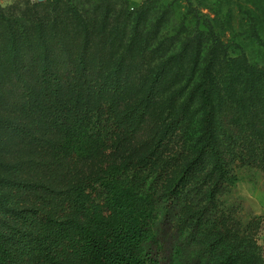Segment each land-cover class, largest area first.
Here are the masks:
<instances>
[{
  "label": "trees",
  "instance_id": "obj_1",
  "mask_svg": "<svg viewBox=\"0 0 264 264\" xmlns=\"http://www.w3.org/2000/svg\"><path fill=\"white\" fill-rule=\"evenodd\" d=\"M62 1L0 7V264H262L260 219L245 226L230 199L239 167L264 168V68L216 56L196 95L165 100L168 65L132 80L110 0L107 15ZM196 96L168 181L161 151L188 136Z\"/></svg>",
  "mask_w": 264,
  "mask_h": 264
},
{
  "label": "rangeland",
  "instance_id": "obj_2",
  "mask_svg": "<svg viewBox=\"0 0 264 264\" xmlns=\"http://www.w3.org/2000/svg\"><path fill=\"white\" fill-rule=\"evenodd\" d=\"M52 1L0 0V7L6 11L24 9L28 2L45 12L54 3ZM145 2L110 0L109 5L122 14L107 21L106 26L115 30L116 47L122 53L133 44L132 52L138 56L139 66L132 80H143L147 75L153 78L168 65L165 75L168 74L166 83L169 87L163 97L165 100L173 96L182 103L193 93L196 95L202 81V69L216 56L217 61H221L217 67L223 69L229 64L228 60L238 57L248 67L264 68V0H150L144 6ZM73 4L87 8L91 13L103 7L104 11L99 12L107 15V4H101L100 0H73ZM146 9L147 13L142 14ZM196 100L186 139L181 141L176 137L161 151L162 160L171 163L168 181H173L184 165L185 158L179 155L185 149L184 142L200 128L203 111L198 96ZM155 125L156 118L151 117L137 134L138 146L147 144L154 136ZM85 171H88L87 167H83L81 173ZM236 172L239 182L230 201L239 207V219L245 226L260 219L262 225L256 221L254 232L264 264V168L246 165Z\"/></svg>",
  "mask_w": 264,
  "mask_h": 264
},
{
  "label": "water",
  "instance_id": "obj_3",
  "mask_svg": "<svg viewBox=\"0 0 264 264\" xmlns=\"http://www.w3.org/2000/svg\"><path fill=\"white\" fill-rule=\"evenodd\" d=\"M39 2H44L45 0H38Z\"/></svg>",
  "mask_w": 264,
  "mask_h": 264
}]
</instances>
